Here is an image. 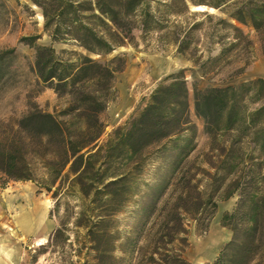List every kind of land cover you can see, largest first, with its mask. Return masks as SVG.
I'll use <instances>...</instances> for the list:
<instances>
[{"label":"trees","instance_id":"1","mask_svg":"<svg viewBox=\"0 0 264 264\" xmlns=\"http://www.w3.org/2000/svg\"><path fill=\"white\" fill-rule=\"evenodd\" d=\"M31 2L41 11L50 43L38 44L37 35L20 41L34 48L37 81L55 93L56 103L51 110L33 103L19 117L0 120V187L30 181L56 203L63 195L76 198L84 212L97 198L111 207L119 194L139 196L143 185L152 198L136 206L149 217L177 174L178 195L166 201L158 229L148 230L136 264H190L183 256L189 229L179 216L205 232L216 200L235 192L238 210L225 213L222 223L232 222L246 200L249 225L231 229V240L211 264H264V230L255 229L264 196L259 188L264 185V79L228 83L254 58L255 41L243 28L255 32L264 57V0ZM134 31L146 47L185 56L202 77L223 75L222 85L199 89L194 83V112L207 142L190 162L197 126L189 117L183 70L165 76L145 105L100 141L105 128L100 115L115 98L114 75L124 68L126 54L102 57L138 43ZM57 43L69 48L57 51ZM152 167L162 174L156 183H145L143 174ZM143 230L133 229L135 237L128 240L131 257ZM98 236L101 243L107 233ZM97 252L99 262L106 250L101 246Z\"/></svg>","mask_w":264,"mask_h":264},{"label":"rangeland","instance_id":"2","mask_svg":"<svg viewBox=\"0 0 264 264\" xmlns=\"http://www.w3.org/2000/svg\"><path fill=\"white\" fill-rule=\"evenodd\" d=\"M191 10H208L219 14L204 5H191ZM243 30L255 41L254 58L242 74L228 81L233 85L257 77L264 79V57L260 53L256 34L248 28ZM134 34L138 43L118 47L102 57L108 59L120 52L126 54L124 68L114 75L115 98L100 115L105 124L100 141H106L116 127L123 125L131 114L140 110L151 91L165 76L183 70L188 87L189 117L197 126V146L187 160L190 162L206 149L207 142L202 120L194 112V83L199 89L222 85L223 75L209 74L202 77L200 69L185 56L173 49L160 51L151 45L146 47L139 41V31H134ZM33 35L38 36L36 42L40 45L50 43L43 28L40 9L31 0H0V120L19 117L33 103L48 110L56 103L55 93L37 81L33 70L34 48L20 41L22 36ZM54 47L59 51L69 48V45L57 43ZM216 52L217 49H214L212 53ZM161 174V170L152 167L144 172V182L154 184ZM176 178L177 174L171 176V186L166 189L156 204L155 212L149 217L138 211L136 206L152 198L151 192H146V186L143 185L139 188V196L119 194L111 207L97 198L87 202V210L82 212L80 201L76 198L63 195L56 203L50 192L39 190L30 181H9L5 187H0V229L6 230L7 247L12 248L7 251L18 254L14 245L19 247L21 244L19 264H136L137 249L144 242L148 230L158 229L166 201L172 203L178 195ZM259 188L264 193V185H259ZM239 200L237 192L228 198L217 199L216 209L205 232L195 231L192 222L179 216L184 227L189 229L188 246L183 256L190 264H211L221 248L231 240V229L248 227L249 221L245 214L250 210L246 200L241 203L240 214L232 222L222 223L225 213L238 210ZM9 202L13 209L6 207ZM31 209L36 213L35 224L25 227L15 224V216H26ZM258 214L255 229L264 230V196ZM133 229L144 230L131 257L128 240L135 237ZM102 230L106 231L107 237L100 243L98 235ZM51 236L52 240L48 242ZM101 246L106 252L97 262V250Z\"/></svg>","mask_w":264,"mask_h":264},{"label":"crops","instance_id":"3","mask_svg":"<svg viewBox=\"0 0 264 264\" xmlns=\"http://www.w3.org/2000/svg\"><path fill=\"white\" fill-rule=\"evenodd\" d=\"M6 207L8 209H9V207H10V209H13L10 202H9V205L6 204ZM14 212L17 213V211H15V210H14ZM11 222H13V221L11 220ZM42 243L43 242H41V244ZM8 248L12 249L10 247H7L6 230L5 229H0V264H19L20 258H18V256L21 255V244L19 245V247L14 245V249L19 251L18 254L15 253V252H14V254L10 253V252L8 253V251H7Z\"/></svg>","mask_w":264,"mask_h":264},{"label":"bare ground","instance_id":"4","mask_svg":"<svg viewBox=\"0 0 264 264\" xmlns=\"http://www.w3.org/2000/svg\"><path fill=\"white\" fill-rule=\"evenodd\" d=\"M26 216L17 215V217L15 216V224L21 226V227H25V226H32L33 224H35L36 221V213L34 209L29 210V212L27 214H25Z\"/></svg>","mask_w":264,"mask_h":264}]
</instances>
